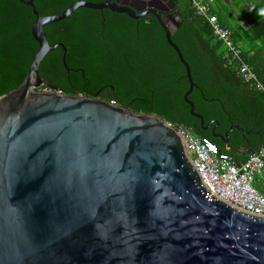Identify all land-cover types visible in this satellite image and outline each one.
<instances>
[{
	"label": "water",
	"instance_id": "1",
	"mask_svg": "<svg viewBox=\"0 0 264 264\" xmlns=\"http://www.w3.org/2000/svg\"><path fill=\"white\" fill-rule=\"evenodd\" d=\"M21 1L36 16L39 47L21 85L0 96V264H264V216L209 193L173 125L64 94L39 73L45 54L63 47L49 45L43 25L79 7L151 15L185 68L190 114L217 127L188 99L195 84L171 40L183 21L175 3L78 0L40 16L33 0ZM62 61L69 72L65 49ZM233 128L248 133L230 122L225 135Z\"/></svg>",
	"mask_w": 264,
	"mask_h": 264
},
{
	"label": "trees",
	"instance_id": "2",
	"mask_svg": "<svg viewBox=\"0 0 264 264\" xmlns=\"http://www.w3.org/2000/svg\"><path fill=\"white\" fill-rule=\"evenodd\" d=\"M76 1L33 3L39 15L48 16ZM172 1L183 21L171 40L190 66L195 85L188 99L194 111L203 116L204 123L216 119L220 128L230 122L238 124L250 132L249 139L256 141L254 150L264 146L263 94L227 64L221 42L216 40L207 18L195 14L191 0ZM259 7H264V0H212L211 13L231 30L243 61L264 86V17L254 10ZM231 16L233 24L228 22ZM35 18L30 6L20 0H0V96L18 88L27 75L31 57L39 47L31 34ZM70 18L74 23L72 37L66 31ZM43 30L50 45L56 40H61L65 48L71 41L76 43L65 52L69 72L62 61L64 50L58 46L39 63L41 77L60 92L95 97L100 89L98 98L137 113L155 114L173 126L207 137L219 152L232 155L237 163L246 158L235 151L237 138H241L239 130H234L232 141L225 144L204 132L199 119L190 114L183 99L189 87L185 68L154 17L133 19L107 8L79 7L62 20L43 25Z\"/></svg>",
	"mask_w": 264,
	"mask_h": 264
},
{
	"label": "built area",
	"instance_id": "3",
	"mask_svg": "<svg viewBox=\"0 0 264 264\" xmlns=\"http://www.w3.org/2000/svg\"><path fill=\"white\" fill-rule=\"evenodd\" d=\"M191 6L196 15L207 18L216 40L222 44L227 64L236 68L242 80L264 96V86L252 67L243 61L241 47L233 41L231 30L222 26L211 13L212 0H191ZM174 127L187 145L190 161L209 193L243 211L264 216V146L237 163L232 155L219 152L209 138L197 136L183 127Z\"/></svg>",
	"mask_w": 264,
	"mask_h": 264
},
{
	"label": "flooded vegetation",
	"instance_id": "4",
	"mask_svg": "<svg viewBox=\"0 0 264 264\" xmlns=\"http://www.w3.org/2000/svg\"><path fill=\"white\" fill-rule=\"evenodd\" d=\"M21 1V0H20ZM24 1H26V0H24ZM104 0H101V1H99V2H97V3H100V2H103ZM122 1V0H121ZM145 2L146 0H139V2H136L135 4L137 5V6H140L141 5V2ZM21 2H23V1H21ZM33 5H34V3H33ZM35 7V6H34ZM31 8V7H30ZM32 9V8H31ZM36 9V8H35ZM103 9H105V8H103ZM38 12V11H37ZM162 14V13H161ZM71 15V14H70ZM41 16V15H40ZM151 17H153V16H151V15H147V16H144L143 18H145V19H147V20H150L151 19ZM72 18H74V17H72ZM72 18H70L69 19V23H68V27H67V29H66V31H67V33H68V35H70L71 37L73 36L72 35V33H73V27H74V23H72ZM32 25V24H31ZM47 41H48V39H47ZM56 43H59V44H62L63 45V47L61 46V45H57L58 47H60V48H64L65 49V52H67V49H70V48H73V47H75V45H76V43H74L73 41H71L70 43H69V45H68V47L67 48H65L64 47V44L61 42V40H56L55 42H54V44H56ZM54 44H52L51 46H53ZM50 45V44H49ZM78 45H80V44H77V46ZM56 46V47H57ZM63 49V50H64ZM84 51V50H83ZM100 89L97 91V92H95L94 93V95H95V97L97 96V98L99 97V93H100ZM97 93V94H96ZM228 115V114H227ZM211 120H216V119H211ZM217 121V120H216ZM218 122V121H217ZM206 124V123H205ZM204 124V125H205ZM229 126H230V123H228V126L227 127H225V128H220V123L218 122V126L217 127H215V123L214 122H212L207 128H202L201 126V129L204 131V132H206V133H208V134H210L214 139H216V140H219L220 142H223V143H225L224 142V139L227 137V139H228V141H227V144L230 142V141H232V135H233V132H234V130H236V129H232L228 134H227V136L225 135V133H226V131L228 130V128H229ZM241 132V131H240ZM250 136V132H248V133H242L241 132V138H237V137H235V138H237V145H236V148H235V151L237 152V153H240V154H243V155H247V152H252V151H254V146H255V144H256V141L255 140H252V139H249L248 137ZM226 144V143H225Z\"/></svg>",
	"mask_w": 264,
	"mask_h": 264
},
{
	"label": "clouds",
	"instance_id": "5",
	"mask_svg": "<svg viewBox=\"0 0 264 264\" xmlns=\"http://www.w3.org/2000/svg\"><path fill=\"white\" fill-rule=\"evenodd\" d=\"M256 15L259 17H264V7L254 8Z\"/></svg>",
	"mask_w": 264,
	"mask_h": 264
},
{
	"label": "rangeland",
	"instance_id": "6",
	"mask_svg": "<svg viewBox=\"0 0 264 264\" xmlns=\"http://www.w3.org/2000/svg\"><path fill=\"white\" fill-rule=\"evenodd\" d=\"M225 11H226V10H225ZM233 16H234V14H233ZM228 22H229L230 24H233L234 20H233V17H232V16L228 18ZM242 46L244 47L243 44H242Z\"/></svg>",
	"mask_w": 264,
	"mask_h": 264
}]
</instances>
